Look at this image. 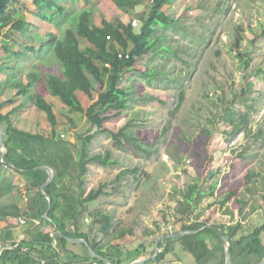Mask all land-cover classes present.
Returning a JSON list of instances; mask_svg holds the SVG:
<instances>
[{
  "label": "rangeland",
  "instance_id": "1",
  "mask_svg": "<svg viewBox=\"0 0 264 264\" xmlns=\"http://www.w3.org/2000/svg\"><path fill=\"white\" fill-rule=\"evenodd\" d=\"M178 1L177 10L172 13L173 16L176 15L177 23L170 25L155 20L148 37L149 51L138 59L132 70L122 68L121 86L130 88V95L138 98L133 101L134 106L128 111V115L137 116L135 111L138 109H143L146 113L144 119L142 113H138L141 119L130 129L138 132L150 148L156 141L157 155L146 156L143 152H134L128 144L118 145L109 133L96 132V128L86 122L84 114L71 113L57 97L49 95L42 80L28 91L45 96L53 104L58 118L57 129L68 130L71 142L75 141V134L90 130L94 137L88 152L102 153L108 150L111 158L119 160V164L112 166L89 163L88 171L82 176L86 192L98 188L102 183H108L104 189L111 194L100 196L92 203V208H100L112 214L115 233L108 241L115 245L135 246L140 239L154 243L155 237L164 235L166 231L171 233L174 229L173 223L167 228L168 225L163 223L161 210H168L169 207L170 210L174 209L176 205L170 194L176 189L183 190L190 183L197 182L205 193L206 198L196 210L201 214L207 212L209 202H214L209 197V185L215 180L212 194L218 193L219 196L229 191L235 194L252 193L248 192V187L255 193H264V0ZM91 4L95 5V2ZM107 6L111 7L108 4ZM89 7L92 6L87 1L78 0L67 9L63 17L48 23L36 16L37 10L32 0H19L15 5L14 20L19 30L13 29L10 23L3 25L1 30L3 35L0 37V63L6 62L10 69L8 72L1 69L0 82H4L5 72L11 74L15 71L17 79L24 83L29 81L27 73L33 70L41 74H60L62 65L52 55L39 52L38 46L47 39L48 31L60 34L65 27L72 24L76 10ZM111 8L119 9L114 3ZM130 10L146 14L150 6L143 0ZM168 10L166 8V12L170 14ZM96 16L94 20L98 23L101 18L109 20L112 17L100 14ZM237 25L240 26L238 35L242 39L239 47L234 45V28ZM3 44H7L11 51L21 52L24 45L34 46L35 49L27 51L25 58H15L13 54L5 57ZM237 52L247 54L248 64L242 68L236 56ZM15 61L17 66L14 65ZM142 71L160 72L174 79L157 83L158 86L154 85V80L152 85H148ZM180 88L185 89V99L179 108H175ZM242 88H248V91L237 98L240 100L247 96L245 104L236 101L233 95L234 92L240 93ZM76 94L85 109L97 95L95 92V97L90 99L80 90ZM11 95L13 90L4 91L0 94V102ZM12 97L13 102L2 107L0 112L7 113L17 104L19 128L34 133L47 132L49 123L44 113L32 104L23 108L20 106L21 97ZM218 97L227 106L249 114L253 131L259 128L263 134L255 141L253 134H248L245 130L229 134L231 126L222 117L224 103L218 102ZM215 114L216 118L210 123L209 120ZM126 120L125 113H122L118 117L105 120L103 128L117 133ZM164 126L167 130L162 135L160 133ZM11 143L20 149L19 152L39 162L61 167L65 174L64 184L70 186L63 189L64 196H68L72 186L76 185L77 188V177L80 175L78 150L69 149L70 145L67 149L62 147L54 150V147L43 146L37 141L15 135ZM171 152L173 155H182V161L174 163L170 157ZM125 167H138V170L120 175L119 181H114ZM248 172L256 173L250 177L249 182L246 178ZM57 175L58 172L54 177ZM113 186L118 189L112 191ZM69 194V198L74 196L71 191ZM257 201L255 199L254 202ZM66 212L68 213L67 209ZM88 223H91V219L84 218L85 228H88ZM175 245L179 244H174L177 247ZM71 247L78 253L86 252L80 243ZM171 252L164 261L157 264H195L193 256L181 247L174 253Z\"/></svg>",
  "mask_w": 264,
  "mask_h": 264
},
{
  "label": "trees",
  "instance_id": "2",
  "mask_svg": "<svg viewBox=\"0 0 264 264\" xmlns=\"http://www.w3.org/2000/svg\"><path fill=\"white\" fill-rule=\"evenodd\" d=\"M110 1L112 5L114 3L123 9L125 7H134L143 0ZM175 1L145 0V3L150 6V10L140 17V22L137 26H132L131 20L130 22H124L121 18L116 23L104 19L101 25H94L90 23V13L87 10L79 11L76 17L74 16L70 27L60 34L48 31L47 39L38 46L39 52L52 55L62 65L60 74L53 72L41 74V72L33 70L27 73L29 81L24 83L20 77V80L17 79L18 76H16L15 71L11 74L7 73L10 66L6 62L0 63V71L2 68L7 70L4 82H0V94L6 90H13V95L0 102V110L5 105L13 102L12 96H20L21 107L26 108L28 104H32L38 111L44 113L49 123L47 132H29L18 127L17 105H13L7 113L0 112V124L4 130V158L7 163L14 165V167L9 166L0 160V218L12 217L17 221H19V218L26 220L24 223L26 237L16 246L3 250L0 255V264H106L102 260L93 258L82 243L80 244L86 252L81 254L74 251L70 246L75 245V242H70L65 238H58L56 244L53 245V238L49 232L39 231L31 233L29 229L34 224V221H39L43 225H50L52 227L55 223L62 234L72 238L86 239L96 254L109 259L114 264H128L142 253L154 252L153 241L140 239L135 246L115 245L108 241V238L115 233L113 216L109 211L92 208V203L100 196L111 194L110 191L104 189L108 186V183H102L98 188L90 189L86 192L82 176L88 171L89 163L112 166L119 164V160L111 158L108 150L102 153L88 152L89 144L94 137V134L90 130L86 133L75 134V141L71 142L68 138V130L59 131L57 129L58 118L54 112L53 104L45 96L29 93L28 91L30 87L35 86L38 81L42 80L49 90V95L57 97L71 113L84 114L86 122L95 127L96 132L109 133L118 145H122L123 143L128 144L134 152H143L146 156L157 155L158 146L155 144L156 141L152 143L154 146L150 148L138 132L130 129L131 126L136 124L138 119H141L138 117V113H142V119L146 118V113L145 110L138 109L135 111L137 116L133 115L131 117L128 115V111L134 106L133 101L138 98L137 96L133 98L130 95L132 92L130 88L121 86L123 77L122 68L132 70L138 59L149 51L148 37L152 32L151 26L155 20L171 25L177 23V19L166 14L163 9L165 5L173 4ZM18 2L19 0H0V37L3 35L1 33L2 27L7 23H10L13 29L19 30L14 23L16 19L15 5ZM32 3L37 10L36 16L42 21L47 22H52V17L55 14L62 15L65 9L62 0H32ZM234 29L236 32L234 45L239 47V43L242 40L238 35L240 26L237 25ZM120 34L124 37V41H127L128 45L130 44L128 48V45L121 48L117 46H122ZM34 49V46L24 45V50L19 52L11 51L7 44L2 45L5 57L13 54L15 58L19 56L25 58L27 51ZM115 49H118V51L121 49V56L118 55L120 51L118 52ZM236 56L240 60V68L248 64L246 60L247 54L237 52ZM14 65H18L16 61ZM141 73L146 78L148 85H152L154 80V85H157V83L167 81L170 78L174 79V77H166L160 72L154 73L153 71L147 73L146 71H142ZM153 77L155 78L151 80ZM157 86L155 87L157 88ZM78 90L82 91L90 99L95 97V92L97 94L87 109L83 107L82 102L76 94ZM247 91L248 88H242L240 93L234 92V99L242 101L245 104L247 96H243L240 100L237 97ZM206 97L209 98L208 95ZM184 99L185 89L180 88L175 108H179ZM219 101L224 103L221 97H218ZM222 111L223 119L231 126L229 134L233 135L245 130L248 134H253L254 141L263 134V131L259 128L255 132L253 131L250 126L249 114L233 109L225 103ZM122 113H125L127 120L117 133L103 128L105 120L118 117ZM207 118L210 119L209 117ZM215 118L216 114L209 120L210 123ZM69 119L72 125H74L73 120ZM166 130L167 128L164 126L160 134L164 135ZM14 135L37 141L43 146L54 147V150L62 147L66 148L68 145L71 146L70 148L68 147L69 149L78 150L77 162L80 175L77 177V190L79 210L75 216L74 231H67L65 226L55 216L56 210L59 207V200L55 196V191L58 188L55 177L43 189L44 193L52 200V208L48 213V218L51 221L43 217L48 208V201L41 193L40 188L46 181L48 173L45 169L35 168L44 165L43 163L19 152L15 147L10 145ZM170 157L176 164L180 163L183 159L182 155H173V152L170 153ZM176 164L175 167H177ZM137 170L138 167L133 169L125 167L117 174L114 181L118 182L120 175L127 172H136ZM255 174L248 172L246 175L247 182ZM16 175L18 176L17 180L23 183L26 191L33 192L30 195L28 204L23 201L22 195L17 192ZM134 179L137 178L134 176ZM215 184L216 180L209 185L210 196L215 189ZM117 189L118 187L113 186L112 191H116ZM250 189V187L247 188L248 192H253ZM231 194L232 192L229 191L220 200V203L222 204L227 201ZM262 197L264 200V196ZM170 198L176 205L174 213L171 212L170 207L168 210H161L163 223L166 225L177 221L189 220L204 198L203 189L197 182H193L188 184L183 190L176 189L174 193L170 194ZM211 205L212 203H209L207 207ZM84 218L91 219V223H88V228H85L83 225ZM206 222L198 221L193 224H187V221H185L181 225V230H197L206 225ZM213 227L221 231L224 228L223 225L219 224H214ZM240 227L241 225L237 223L233 225L229 234L222 231L230 239L231 264H255L264 256V245L261 243L260 238L261 234L264 233V221L246 234H241L237 239L233 240L231 235H235ZM9 233L10 231H7L6 234ZM165 233L168 234L169 231ZM4 240L6 241L7 237ZM176 243H179L184 250L193 256L195 264H209L211 259L212 264H225L222 243L211 228L160 240L159 247L162 250L155 258L141 264H157L164 261L166 255L174 250V244Z\"/></svg>",
  "mask_w": 264,
  "mask_h": 264
},
{
  "label": "crops",
  "instance_id": "3",
  "mask_svg": "<svg viewBox=\"0 0 264 264\" xmlns=\"http://www.w3.org/2000/svg\"><path fill=\"white\" fill-rule=\"evenodd\" d=\"M62 1H63V4L65 5V9H64L62 15L55 14L52 17L53 21H55L56 18L63 17L67 13V9L72 7L78 0H62ZM85 1H87L90 4V6H92V7H89V9L81 8L79 10H76L73 15L75 16L79 11H82V9L83 10L87 9V11L90 13V23H92L94 25H101L102 21L104 19L108 20L107 18H101L100 23L96 22L94 20V18L97 17L96 15H98V14L104 15V17L110 16L109 14H111L112 17L110 16L111 18L109 19V21L113 22V23H116L118 21V19H120V18L123 19L124 22H130V20H132L134 18L138 19V21L140 22V17L143 15V14H140V12L137 13V12L131 11L129 7H125L122 10H120V8L117 10L112 9L111 8L112 2L110 0H100L101 1L100 3L96 2L95 0H85ZM150 1H152V0H150ZM94 2H95V5H92L91 3L94 4ZM177 2H179V1L176 0L173 4H168V6L165 5L163 8L165 12H166V8H169L168 12L170 14H168L167 12H166V14H168L171 17L176 18V19H177L176 15L173 16L172 13L174 10L175 11L177 10V8H176ZM107 4L110 5L111 7L107 6ZM113 12H114V15H113ZM139 22H138V24H139ZM48 23H50V22H48ZM68 27H70V25L65 27L64 30ZM119 37L121 39L122 46H120V45H117V46H119L120 48L127 46L128 42L124 41V37L121 36V34L119 35ZM129 45L127 46V48L129 47ZM115 50L118 51V49H115ZM120 53H121V51L118 54L119 56H120ZM3 113H5V112H3ZM13 139H14V136L12 137V140ZM10 145L12 147H15L18 151H20V149H18L13 143H10ZM31 158H33V157H31ZM41 163H43V162H41ZM43 164L54 167L56 169V171L59 173V175H57L55 177L56 184L58 186L57 190L55 191V196L59 200V207L56 210L55 216H56L57 220L65 226V229L67 231L72 232V231H74L75 216L79 210L78 190L76 188V185H75V187L72 186L73 188H70V189H72L70 191L73 192V194H74V196H72V198H69V196H71V194H69L70 191L68 192L67 197L64 196L63 189L66 190L67 187H70V186H66L64 184L65 183V181H64V179H65L64 175L65 174H64L63 169L56 164H51V163H46V162H44ZM17 177L18 176L16 175V177H15L16 183L18 182ZM19 182L17 184H19ZM20 183H22V182H20ZM32 194H33V192L30 193V195H32ZM227 194H228V192L221 194L222 196L221 195L219 196L218 193L212 194L211 196H209V197H211L210 199H214V202H212V205L209 207V209L207 210L206 213L201 214V213L197 212L196 211L198 208L197 207L195 209L194 213L190 216L189 220L177 221V222L173 223L174 229L172 232L181 230V225L183 223H185V221H187V224H193L194 222H198V221H207L206 225H209L212 227L214 224L223 225L224 226V228L222 229L223 233L225 232V233L229 234L231 232V228L233 227V225L239 223L241 225V227L236 231L235 235H233V236L231 235V238L233 240H235L241 234H246L248 231H250L255 226L261 224L264 221V204H263L264 200L262 197V196H264V193L252 192L249 194H245V193L235 194L232 192V194L229 196L227 201H225L221 204L220 200L224 196H226ZM203 195H204V198H206L205 193H203ZM255 199H258V201L254 202ZM261 200H262V202H261ZM209 203H211V202H209ZM66 209L68 210V213L66 212ZM171 224L172 223L168 224L167 228H169V226H171ZM7 231H10V233L6 234ZM29 231L31 233H37L39 231L49 232L51 235L52 232L55 231V227L54 226L52 227L50 225H43L39 221H34V224L31 226ZM165 234H167V233H165ZM161 236H163V235H161ZM5 237H7L6 241L4 240ZM25 237H26L25 225L23 223H20L19 221H17L16 219H13L12 217L0 218V255L3 252V250H5L6 248L16 246ZM157 237H159V236H157ZM157 237H155L154 243L152 244L153 249H155V241H156ZM260 238H261V243L264 245V233L261 234ZM228 240H230V239H228ZM70 246H72V245H70ZM175 246H177V247H174V252L178 247H181L180 244L175 245ZM150 251H152V250H150ZM174 252H171V253H174ZM257 263H255V264H257ZM209 264H212V259H211V262Z\"/></svg>",
  "mask_w": 264,
  "mask_h": 264
},
{
  "label": "water",
  "instance_id": "4",
  "mask_svg": "<svg viewBox=\"0 0 264 264\" xmlns=\"http://www.w3.org/2000/svg\"><path fill=\"white\" fill-rule=\"evenodd\" d=\"M3 149H4V130H3V126L0 124V160H1L2 163L14 167V165L12 163H7L5 161ZM35 168L45 169L47 171V173H48V177H47L46 181L44 182V184L41 185L40 189H41V193L46 197V199L48 201V208H47V211L45 212L43 217L45 219L51 221L48 218V213H49V211L52 208V200H51V198L48 195H46L44 193L43 189H44V187L46 185H48L51 182L52 178L56 175L57 171H56V169L54 167L49 166V165H40V166H37ZM54 227H55V231L52 232V234H51L52 238H53V245L56 244L58 238L59 239L65 238V239H67L68 241H71V242L82 243V244L85 245L87 251L89 252V254L93 258H95L97 260H102L106 264H114L109 259L104 258V257L96 254L94 252L93 248L91 247L90 243L86 239L68 237V236L62 234V232L58 229V227H57V225L55 223H54ZM206 228H211V229H213L215 231L216 235L220 239V241L222 243V246H223L224 256H225V264H231L232 262H231V250H230L231 244H230V241L228 240V238L220 230L215 229V228H213L212 226H209V225H204L203 227H201L200 229H197V230H179V231H175V232H171V233L165 234L163 236H159V237L156 238L155 249H154L153 253H151V252L142 253L141 255H139L137 258H135L133 261L129 262L128 264H141V263H143V262H145V261H147L149 259L155 258L157 256V254L161 251V248L159 247V241L160 240H164L166 238H171V237L182 236V235H185V234L196 233V232H199V231H201L203 229H206ZM257 264H264V256Z\"/></svg>",
  "mask_w": 264,
  "mask_h": 264
},
{
  "label": "built area",
  "instance_id": "5",
  "mask_svg": "<svg viewBox=\"0 0 264 264\" xmlns=\"http://www.w3.org/2000/svg\"><path fill=\"white\" fill-rule=\"evenodd\" d=\"M138 22H139L138 19L134 18V19L131 20V25L132 26H137ZM120 56H121V54H120ZM17 192H19L22 195L23 201L26 204H28L31 192L26 191V189L23 186V183H19L17 185ZM171 212L174 213V209L173 208H172ZM19 221H20V223H23V224L26 222V220L24 218H20Z\"/></svg>",
  "mask_w": 264,
  "mask_h": 264
},
{
  "label": "bare ground",
  "instance_id": "6",
  "mask_svg": "<svg viewBox=\"0 0 264 264\" xmlns=\"http://www.w3.org/2000/svg\"><path fill=\"white\" fill-rule=\"evenodd\" d=\"M20 219V218H19ZM20 222V221H19Z\"/></svg>",
  "mask_w": 264,
  "mask_h": 264
}]
</instances>
